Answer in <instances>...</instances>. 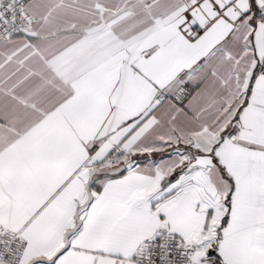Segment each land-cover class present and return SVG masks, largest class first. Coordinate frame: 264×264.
Wrapping results in <instances>:
<instances>
[{
	"label": "snow or ice",
	"instance_id": "6c2138e0",
	"mask_svg": "<svg viewBox=\"0 0 264 264\" xmlns=\"http://www.w3.org/2000/svg\"><path fill=\"white\" fill-rule=\"evenodd\" d=\"M0 264H264V0H0Z\"/></svg>",
	"mask_w": 264,
	"mask_h": 264
}]
</instances>
